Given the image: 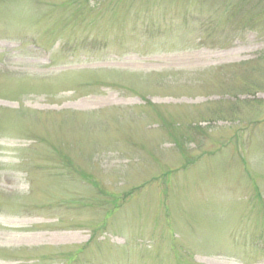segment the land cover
Wrapping results in <instances>:
<instances>
[{
    "label": "rangeland",
    "instance_id": "1",
    "mask_svg": "<svg viewBox=\"0 0 264 264\" xmlns=\"http://www.w3.org/2000/svg\"><path fill=\"white\" fill-rule=\"evenodd\" d=\"M0 264H264V0H0Z\"/></svg>",
    "mask_w": 264,
    "mask_h": 264
},
{
    "label": "bare ground",
    "instance_id": "2",
    "mask_svg": "<svg viewBox=\"0 0 264 264\" xmlns=\"http://www.w3.org/2000/svg\"><path fill=\"white\" fill-rule=\"evenodd\" d=\"M10 183H7V184H14V181L13 180H9Z\"/></svg>",
    "mask_w": 264,
    "mask_h": 264
}]
</instances>
